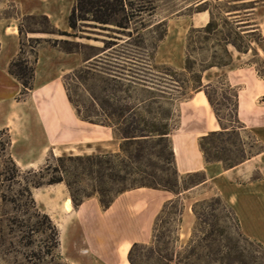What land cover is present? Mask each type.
<instances>
[{"label":"trees","instance_id":"1","mask_svg":"<svg viewBox=\"0 0 264 264\" xmlns=\"http://www.w3.org/2000/svg\"><path fill=\"white\" fill-rule=\"evenodd\" d=\"M258 3L259 0L190 2L188 10L192 13L206 12L209 19L203 27H193L188 31L182 72L166 65H155L158 44L167 35L166 20H152L156 0H75L67 19L72 33L56 29L45 16L18 15L19 51L7 68V73L20 85L17 101H22L33 90L37 49L42 43L66 54H81L80 49L85 47L67 40L26 38L28 34L75 38L79 26L90 22L118 35L103 40L101 48H92L94 53L83 57L82 67L65 77L63 88L77 116L92 125L112 129L120 145L116 154L50 156L38 170L22 171L11 156L9 131L0 129V244L14 255L13 260L20 259L22 264H65L58 254V228L37 207L33 190L64 184L71 193L72 183L69 179L81 176V181L85 179L89 183L90 193L99 197L104 208L109 207L115 196L132 190H163L178 194L174 192L178 187V175L168 137L177 123L175 103L190 100L194 93L204 92L220 127L219 131L210 132L199 141L198 147L205 162L221 163L223 168L230 169L248 157L231 162L210 154L207 145L214 137L236 134L242 143L237 130H242L243 126L237 117V91L225 78L216 83L204 84L202 77L212 68L230 65L232 55L228 51L229 46L238 53L246 54L255 51L247 40L249 37L257 35L259 41H264L255 23L251 22V13ZM221 7L228 10L217 22L214 11ZM12 15L4 17L10 18ZM33 25H39L40 28H32ZM122 36L126 38H119ZM213 36L219 37L216 39V48L220 56L215 53L207 55L211 51L209 43ZM254 42L258 44L256 40ZM256 72L260 78L264 77L258 70ZM79 89L86 95V103L76 98V90ZM188 89L192 93L186 96ZM217 90L221 92L225 103L215 99ZM218 107L229 111L225 118L220 115ZM220 150L225 152L226 149L222 146ZM50 159L56 162L55 166L48 163ZM66 162L71 163V166H67ZM75 170H80V174H75ZM200 175L201 179L196 184L182 186L179 193L203 183L205 175ZM89 196L88 193L83 195ZM215 200L227 208L218 197ZM230 212L238 228L234 213ZM213 232L216 230L213 229ZM222 233L220 231L219 235ZM236 236L250 243L238 230ZM137 247V244L132 245L128 264H135L132 253ZM231 248L234 254L227 256L229 263H250L237 250V245ZM224 259L218 261L223 263ZM164 261L165 264L172 263L169 257H165Z\"/></svg>","mask_w":264,"mask_h":264},{"label":"rangeland","instance_id":"2","mask_svg":"<svg viewBox=\"0 0 264 264\" xmlns=\"http://www.w3.org/2000/svg\"><path fill=\"white\" fill-rule=\"evenodd\" d=\"M192 1L156 0V9L152 20L164 19L167 22V35L158 44L155 53L154 62L156 66L166 65L178 72L183 71L187 33L194 26V28H200L197 25L200 16L187 9L188 4ZM222 1L224 0H212V2ZM262 1L264 0H259V2ZM227 10L221 7L220 10L214 11L217 22H220ZM14 13V9L9 8L1 14L4 17ZM205 21V19H202L199 23H205ZM83 24L79 26L75 38L41 34H28L26 38L67 40L85 46L86 48L80 49L81 54H76L78 64L73 69L75 70L82 67L83 57L94 53L92 48H101L103 40L118 36L113 31H104L102 28L96 27L93 23ZM32 28L38 29L40 26L33 25ZM68 32L72 33L71 30H68ZM119 38L125 39L126 37ZM217 38L219 37L213 36L211 39L209 43L211 51L208 52V56L213 53L220 56L221 53L216 48ZM247 40L251 42V47L255 51H249L245 56L237 55L232 47H228V51L232 55L231 68H239L243 67L244 64H248L249 67L245 70V74L254 75L253 70L255 72L258 70L259 74L264 75V41H259L257 35H253ZM40 47L52 48L45 43H42L38 49ZM256 50L259 51L256 52ZM41 60L39 76L33 83V92L35 93L33 97L43 110L44 119L46 120L45 139L49 141L42 145L45 139L40 138L41 131L36 129L38 123L34 118L31 120L29 116L25 120L20 117V119L16 118L13 130L10 133L15 141L11 150L15 163L22 171L38 170L50 156L58 158L61 156L76 157L118 153L120 140L114 135L112 129L95 127L90 123L85 125L87 128L85 129L75 120L74 110L67 101L62 87L65 77L73 70L65 73H62L64 69L59 70L70 66L73 63L72 60H52L49 62V58L43 53ZM1 65L2 60L0 61ZM217 74L215 70L204 73V82L209 78L212 79L211 82L213 83L221 78L226 79L224 75L215 77ZM256 76H258L257 72ZM244 79L251 90L256 88L250 76L245 75ZM241 85L243 84L232 86L238 95V88ZM258 87L263 88L264 86ZM191 93V89H188L186 96ZM76 94L78 100L86 103V95L81 89L76 90ZM118 95L124 96L123 93H118ZM25 98L22 101H25ZM215 99L219 103H225L219 90L216 91ZM250 101L255 107L264 108V98L257 96ZM185 102L187 100L182 102L179 100L178 103H175V115L178 118L174 130L168 137L170 145L175 141L178 142L179 133L182 132L179 117ZM246 104V99H242L241 118L244 120L249 117ZM218 108L220 109V115L225 118L229 111L224 107ZM25 109L32 112L34 117L35 109L33 107L30 108L29 105H26ZM17 112L19 113V111ZM100 120H103V118H100ZM223 124H226V122L223 121ZM237 131L240 133L242 143L239 142L236 134L214 137L207 145L210 154L236 162L246 156L255 155L261 149L256 137L246 131ZM109 132H111L112 137L106 136ZM78 134L81 135L79 139ZM222 146L225 147V152H221L220 148ZM48 163L51 166L56 165V162L52 159ZM65 164L71 166L69 162ZM73 172L77 175L80 174V170ZM177 175L178 187L174 189V192L178 194L182 186L191 187L201 179L200 173L181 175L177 172ZM257 175L258 173H254L253 176L256 177ZM69 180L72 183L71 193L64 184L33 190L34 200L39 210L46 213L52 222L60 228L58 254L65 264H118V261L124 258L123 250L127 246L119 247L122 243L130 245L129 251L133 244H137L138 247L132 253L135 264H165V257L172 259L171 264H228L229 261L226 258L228 255L232 256L234 254L233 248H231L234 244L237 245V250L242 253L245 260L250 262L249 264H264L262 247L259 248V244L242 236L238 221V228H236V221H233V215L230 214V210L232 212L233 210L220 197L215 195L212 184L207 183L198 187L189 195H183V197L163 190H158V192L149 189L127 191L115 196L109 207L104 208L99 202V197L90 193L89 183L85 179L83 182L81 176H79ZM84 193H88L90 196L83 197ZM216 197L227 208H223V205L215 200ZM66 199L71 200L70 212L65 210ZM8 212H11V210H8ZM194 212L196 215H194ZM213 229L216 230L215 233H212ZM236 230L250 243L239 240L236 236ZM220 231H223L221 235H219ZM12 256L14 257V255L9 254L6 247L0 244V264H22V262H19L20 259L13 260ZM221 258H225L223 263L218 261ZM30 264L35 263L31 262ZM229 264H232V262Z\"/></svg>","mask_w":264,"mask_h":264},{"label":"crops","instance_id":"3","mask_svg":"<svg viewBox=\"0 0 264 264\" xmlns=\"http://www.w3.org/2000/svg\"><path fill=\"white\" fill-rule=\"evenodd\" d=\"M74 1L4 0L0 2V61L2 60V65L0 66V129L6 128L9 134L13 130V124L16 118L20 117L25 120L29 116L30 120L34 118L37 121L38 128L36 129L41 131L40 138H46V120L44 119L43 110L38 106L33 97L35 94L33 92L34 88L26 96L25 101H17L20 85L7 73L8 64L16 57L19 51L18 15L20 17L45 16L56 29L68 32L70 29L67 25V19L74 5ZM9 8H13L15 11V14L12 15L13 17H2L1 13ZM197 16H200L197 20L198 26L202 27L208 22L209 16L206 12L197 13ZM202 19H205L206 22L199 23ZM251 22L255 23L258 32L264 39V1L259 2L251 13ZM258 51L256 50V52ZM42 53L47 55L49 62L52 60L71 59L73 63L70 66L59 69H64L62 73L73 70L78 64L76 54H66L55 48L40 47L37 49L34 80L39 76V68L42 64ZM235 53L240 56L248 54L238 53L236 51ZM248 67V64H244L243 67L239 68H231V65H229L222 68H212L207 72L212 70L217 71L218 74L215 77L224 75L231 86L243 84L238 88L237 117L243 126L242 131H246L256 137L261 149L255 155L246 157L242 163L230 169L223 168L221 163L205 162L199 150L198 141L210 132L219 131L220 127L203 91L194 93L192 98L183 104V111L179 117L182 132L179 133L178 142L175 141L171 145L173 153L175 154L174 160L178 174L204 173L205 175V181L203 183L179 193V197L189 195L195 189L207 183L212 184L215 189V195L220 197L233 210L242 236L251 242L259 244L264 250V108H257L250 101L257 96L264 98V87H258L264 86V79L256 76L254 70L255 76L245 74V70ZM245 75L252 78L256 88L250 89L249 84L244 79ZM202 81L206 84L211 82L212 79L209 78L204 82L202 77ZM242 99H246L247 101L246 110L249 113L247 120L241 118V110L243 109ZM26 105L35 109L34 117L32 116V112L26 111ZM74 114L76 116L75 120L87 129L85 126L87 122L82 121L75 113V110ZM94 126L104 128L97 125ZM106 136L112 137L111 132L109 134L107 133ZM79 138H81V135H79ZM11 140L12 150L15 143L13 136H11ZM47 141L49 140L45 139L42 145ZM11 156L14 158L13 154ZM254 173H258V175L256 177L253 176ZM151 191L158 192V190ZM33 197L35 199L34 194ZM184 211L186 212L185 209ZM126 245L130 247L127 243H122L119 247L123 248ZM127 253L123 259L118 261V264H127Z\"/></svg>","mask_w":264,"mask_h":264},{"label":"bare ground","instance_id":"4","mask_svg":"<svg viewBox=\"0 0 264 264\" xmlns=\"http://www.w3.org/2000/svg\"><path fill=\"white\" fill-rule=\"evenodd\" d=\"M206 22V21H205ZM204 23V22H203ZM71 200L70 199H66V201H65V210H66V212H70V210H71ZM58 231H60V228L58 227ZM128 249H129V246L127 245L126 247H125V249L123 250V255L125 256V254L127 253V251H128ZM83 253H85V252H83ZM128 264V263H127Z\"/></svg>","mask_w":264,"mask_h":264}]
</instances>
